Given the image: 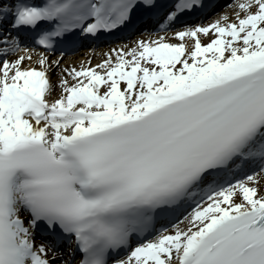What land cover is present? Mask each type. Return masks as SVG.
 I'll use <instances>...</instances> for the list:
<instances>
[{
    "label": "snow or ice",
    "instance_id": "1",
    "mask_svg": "<svg viewBox=\"0 0 264 264\" xmlns=\"http://www.w3.org/2000/svg\"><path fill=\"white\" fill-rule=\"evenodd\" d=\"M219 7L0 0V264H264V0Z\"/></svg>",
    "mask_w": 264,
    "mask_h": 264
},
{
    "label": "bare ground",
    "instance_id": "2",
    "mask_svg": "<svg viewBox=\"0 0 264 264\" xmlns=\"http://www.w3.org/2000/svg\"><path fill=\"white\" fill-rule=\"evenodd\" d=\"M225 12L230 17H232L233 8L224 7L220 14L222 15ZM215 18H218V14L216 16L212 17L211 19H209L207 21V23L210 22L211 20L215 19ZM146 28L147 27H145V29ZM153 29L154 28L151 25H148L147 31H152ZM160 35H163V34H160ZM147 36H148V33H146V34L139 33V35L137 36L136 40L140 39L142 37L143 38H147ZM153 38H157V36L153 35ZM123 45H125V44L123 43ZM93 53L94 52L92 50H90V51L83 52L81 54H77L75 56L67 57V59L64 62V66H76V67H79L81 64H83L86 60H89V59L92 61V64L94 65L95 63H98L103 58V50H100V51L97 52V53H99V55H97V53H95V54H93ZM85 66H87V65L85 64ZM53 82L54 83L56 82V77H53ZM58 91H59V89H57V92ZM261 185H262V187H264V181L261 182Z\"/></svg>",
    "mask_w": 264,
    "mask_h": 264
},
{
    "label": "rangeland",
    "instance_id": "3",
    "mask_svg": "<svg viewBox=\"0 0 264 264\" xmlns=\"http://www.w3.org/2000/svg\"><path fill=\"white\" fill-rule=\"evenodd\" d=\"M136 39V38H135Z\"/></svg>",
    "mask_w": 264,
    "mask_h": 264
}]
</instances>
